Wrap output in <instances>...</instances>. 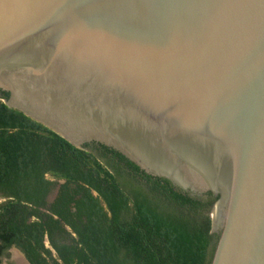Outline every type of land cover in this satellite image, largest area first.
Returning <instances> with one entry per match:
<instances>
[{
	"label": "water",
	"instance_id": "obj_1",
	"mask_svg": "<svg viewBox=\"0 0 264 264\" xmlns=\"http://www.w3.org/2000/svg\"><path fill=\"white\" fill-rule=\"evenodd\" d=\"M0 89L215 197L209 264H264V0H0Z\"/></svg>",
	"mask_w": 264,
	"mask_h": 264
},
{
	"label": "trees",
	"instance_id": "obj_2",
	"mask_svg": "<svg viewBox=\"0 0 264 264\" xmlns=\"http://www.w3.org/2000/svg\"><path fill=\"white\" fill-rule=\"evenodd\" d=\"M7 97L0 89V262L15 246L30 264L210 263L215 197L183 193L102 143L76 147ZM60 220L76 237L60 235Z\"/></svg>",
	"mask_w": 264,
	"mask_h": 264
},
{
	"label": "flooded vegetation",
	"instance_id": "obj_3",
	"mask_svg": "<svg viewBox=\"0 0 264 264\" xmlns=\"http://www.w3.org/2000/svg\"><path fill=\"white\" fill-rule=\"evenodd\" d=\"M49 178H50V179H54V178H52V177H49ZM127 179H128V178H127ZM63 181H64L63 179H58V184L54 187V189L52 190V192H50V193L48 194V196H47V201H48V202H52V201L54 200V198L56 197L57 191H58L59 184L62 183ZM92 194H93L94 196H96V195H97V192L94 191V190H92ZM198 198H201L202 200H205V201H206V200H210V199H212L213 196L207 194V195H205V196H201V197H198ZM3 200H4V199H3ZM102 205L105 206L103 203H102ZM54 217H57V216H54ZM60 222H61V224L63 225V228H64L65 231H66V232L63 231L60 235H63V237L66 238L67 241H68V239H71V238H73V237H76V233L74 232V230L72 229V227H71L68 223L64 222L63 220H60ZM57 235H59V232L57 233ZM60 235H59V236H60ZM45 244H46V246H48V247L50 248L53 257H56V258H57L56 251H55V249L50 245V243H49V239H48L47 236H45ZM19 251H20V252H19ZM17 253H18V254H17ZM16 254H17V255H19V254L22 255L21 250L18 249L17 247H15V246L10 247V248L8 249V256L3 257V258H2V261L0 262V264H2V263H5V264H17V262H16V260H15V255H16ZM57 259H58V261H60L59 258H57Z\"/></svg>",
	"mask_w": 264,
	"mask_h": 264
},
{
	"label": "bare ground",
	"instance_id": "obj_4",
	"mask_svg": "<svg viewBox=\"0 0 264 264\" xmlns=\"http://www.w3.org/2000/svg\"><path fill=\"white\" fill-rule=\"evenodd\" d=\"M213 215H214V218L216 217V213H213ZM23 256L21 255V254H19V255H15V260H16V262H17V264H26L24 261H23Z\"/></svg>",
	"mask_w": 264,
	"mask_h": 264
},
{
	"label": "rangeland",
	"instance_id": "obj_5",
	"mask_svg": "<svg viewBox=\"0 0 264 264\" xmlns=\"http://www.w3.org/2000/svg\"><path fill=\"white\" fill-rule=\"evenodd\" d=\"M3 200V198L2 197H0V202ZM18 254V253H17ZM2 264H5V263H2Z\"/></svg>",
	"mask_w": 264,
	"mask_h": 264
}]
</instances>
